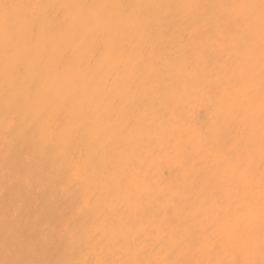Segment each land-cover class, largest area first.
Masks as SVG:
<instances>
[{
    "label": "bare ground",
    "instance_id": "bare-ground-1",
    "mask_svg": "<svg viewBox=\"0 0 264 264\" xmlns=\"http://www.w3.org/2000/svg\"><path fill=\"white\" fill-rule=\"evenodd\" d=\"M4 2L142 7L40 10L0 43V260L264 264L261 0ZM214 99L240 113L219 140Z\"/></svg>",
    "mask_w": 264,
    "mask_h": 264
},
{
    "label": "snow or ice",
    "instance_id": "snow-or-ice-1",
    "mask_svg": "<svg viewBox=\"0 0 264 264\" xmlns=\"http://www.w3.org/2000/svg\"><path fill=\"white\" fill-rule=\"evenodd\" d=\"M57 7H71L75 9L83 8H99L102 10H108L111 8H120L127 12L129 9H135L142 7V5H123V4H102V5H55V4H43V3H8L4 0H0V43L3 44L5 50V56L7 58L11 46L17 41L20 32L22 22L31 26L33 19L40 10L55 9ZM155 7H170L168 5H155ZM254 7V6H245ZM260 51H259V82H260V107H259V123L261 130L260 144L261 153L264 156V0L260 3ZM251 23V19L249 20ZM246 39L252 40L253 35L251 32L246 34ZM252 60L249 67V73L254 78L256 75V60H255V50L251 49ZM40 85H37L39 88ZM214 105L221 111V119L218 122L219 131L217 133V140L221 139L227 128L232 127L237 120L240 119V113L233 110L225 99L213 100ZM254 103L249 104L245 110V117L241 120V127H244L247 131L249 128L254 127L256 121ZM225 163L228 161L225 160ZM232 163L237 164L241 171H247L249 177L253 176V171L250 166H246L243 160L235 161ZM260 199L258 208L253 202L249 208V216L253 220L255 225L258 222L259 226V239H260V249L264 253V165H262V171L260 175ZM182 190L177 188L176 192L179 194ZM249 199L254 201V197L250 194ZM193 218L199 215L200 209L194 208L191 210ZM225 226L231 229L233 237L239 235V229H232L230 220L223 221ZM254 234L255 227L253 226L248 232V239L244 242V247L250 249L254 245ZM15 253L13 252V255ZM0 264H37L36 261L29 259H3L0 260ZM64 264H73L71 261L64 262ZM126 264H132V262H126ZM142 264V262H141ZM170 264H192V262H186L183 260L172 261ZM235 264H240L236 261Z\"/></svg>",
    "mask_w": 264,
    "mask_h": 264
}]
</instances>
